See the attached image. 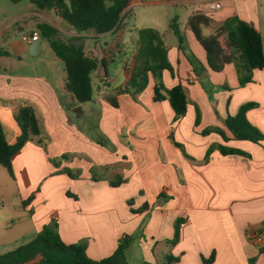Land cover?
<instances>
[{"label": "crops", "instance_id": "1", "mask_svg": "<svg viewBox=\"0 0 264 264\" xmlns=\"http://www.w3.org/2000/svg\"><path fill=\"white\" fill-rule=\"evenodd\" d=\"M199 1L186 4L195 9ZM263 3L225 0L223 10L211 18L224 23L237 16L259 31L264 43ZM194 9L184 30L180 28L186 53L178 38L169 42L162 34L175 72L164 73V85L168 90L182 86L188 100L187 114L178 121L169 101H155L151 78L141 94H121V87L115 96L99 99V129L105 140H92L73 122L70 113L80 109L84 115L85 104L71 91L59 93L42 79L0 74V124L12 131L9 143L15 144L21 133L15 114L22 106L34 108L43 137V144L39 139L29 142L14 159V178L0 167V256L30 244L45 225L56 221L64 243H85L94 261L114 255L119 242L129 237V264H134L130 254L140 259L137 264H166L170 257L177 259L172 264H205L212 257L211 264H264V252L247 238L249 230L264 229V143L237 141L225 125L243 106L257 104L247 118L264 134V69L255 71L254 82L245 88L234 65L211 71L205 49L187 30ZM33 14L43 19L38 26L59 29L64 22L56 11ZM123 24L122 55L127 60L136 51L138 36L127 46L125 20ZM68 28L75 39L85 40L87 52L96 44L100 60L102 48L115 39ZM30 45L23 43V49ZM187 55L198 59L196 68ZM94 73L102 76L96 75L100 86L106 81L103 87L111 88L108 71ZM198 112L201 122L196 127ZM208 130L221 131L228 141L218 132L205 136ZM214 146L246 155L216 150L206 161ZM12 200L16 204L9 206ZM179 220L180 240L173 246Z\"/></svg>", "mask_w": 264, "mask_h": 264}, {"label": "trees", "instance_id": "2", "mask_svg": "<svg viewBox=\"0 0 264 264\" xmlns=\"http://www.w3.org/2000/svg\"><path fill=\"white\" fill-rule=\"evenodd\" d=\"M19 2L18 0H12ZM133 0H32L40 11H56L69 27L81 35L105 36L112 34L115 39L111 44L102 48V59L89 56L86 46L75 47L70 41L64 42L59 37L60 31L49 25L41 24L38 32L42 38L47 39L56 57L66 66L68 84L71 93L79 104L93 102L94 89L92 75L99 69H107L123 52L124 20ZM171 30L178 38L181 50L186 53L183 33L176 18ZM187 30L192 32L207 53V63L211 71L222 72L227 65H234L239 78V85L245 88L254 82V73L264 69V43L262 35L251 24L235 16L224 23L215 22L211 16L194 14L190 18ZM136 51L130 62L126 60L124 71L127 83L119 93L138 95L146 90L152 78L155 81V101H169L176 115V121L187 114L188 100L182 86L168 90L163 82L165 72L175 75L174 68L169 60V50L164 42L163 35L153 29L139 30ZM80 40V39H74ZM87 40V39H86ZM5 53H0L4 55ZM191 64L196 68L198 59L187 55ZM109 102L118 108L117 102ZM257 104H248L241 108L235 117L229 116L225 121L227 129L237 141H247L263 145L264 134L253 126L248 118L249 111L257 108ZM20 128V135L15 144H10L6 130L0 124V167L6 168L14 178L13 161L24 147L36 139L43 144L40 124L33 107L22 106L15 115ZM201 116L198 112L196 127L200 125ZM218 132L228 141V138L218 130H208L204 135ZM179 148L181 145L176 144ZM218 150L223 155H246L240 151L231 150L223 146L211 147L206 161L211 154ZM71 175V173H69ZM72 176V175H71ZM120 183H113L118 186ZM147 206L143 209L145 210ZM135 213V212H134ZM182 221L176 223L174 240L170 243L176 245L180 240ZM131 238H123L117 251L111 257L102 261L91 260L87 255L85 243L67 245L58 232V223L52 221L44 227L42 232L30 244L0 256V264H27L41 259L39 264H128L126 251L129 249ZM264 252V250H263ZM169 263L177 259L169 258ZM214 260L204 261L211 264Z\"/></svg>", "mask_w": 264, "mask_h": 264}, {"label": "rangeland", "instance_id": "3", "mask_svg": "<svg viewBox=\"0 0 264 264\" xmlns=\"http://www.w3.org/2000/svg\"><path fill=\"white\" fill-rule=\"evenodd\" d=\"M18 1L19 2L0 0V53H5L4 55H0V74L5 73L11 78L42 79L52 86L55 91L60 93L65 90V93H68L69 84L67 82L66 66L56 57L47 39L41 37L38 54L33 55L30 51V46L25 50L23 49V43H28L26 39L30 40L34 32L38 31V24H40L43 19H37L33 14L39 12V10L36 5L33 4L32 0ZM65 1L69 2V0ZM189 1L190 0H134L132 3L134 8H132L128 18L125 19L128 28L125 37L127 46H131L132 42L137 37L136 33L144 29L158 30L169 42L177 41V37L171 30V25L174 20L178 18L179 27L184 30L185 24L194 9V5L186 4ZM237 1L243 3L244 0ZM53 18L55 17L53 16ZM68 27L69 26L63 22V25H60L58 29L60 31L58 38L64 42L75 39V37L69 34ZM87 54L92 57L97 55L96 44H93L91 51L88 49ZM132 57L131 55L127 60L130 62ZM125 62L126 57L119 54L114 62L109 65L107 71L111 81V88L103 87L107 85H105L106 81H104V85L102 84V86H100L96 79L97 74L94 73V101L85 104L84 115L78 112L70 113L74 124L79 126L92 140H105V137L99 129V122L101 114L103 113L99 99H102L105 95L113 97L116 95V91L126 86L127 79L124 71ZM97 76L99 79H102L100 74ZM70 105L73 104L70 103ZM4 128L8 138H11V129L5 126ZM15 204V201L12 200L9 206ZM134 239L137 238L135 237ZM129 258L134 264L140 261L134 254H130ZM168 263L169 262H166V264Z\"/></svg>", "mask_w": 264, "mask_h": 264}, {"label": "built area", "instance_id": "4", "mask_svg": "<svg viewBox=\"0 0 264 264\" xmlns=\"http://www.w3.org/2000/svg\"><path fill=\"white\" fill-rule=\"evenodd\" d=\"M225 0H201L196 3L194 13L205 16H213L223 10V3ZM29 44H32L36 40H40L39 33H34L30 40L26 39ZM247 238L249 243L258 248L264 250V229L263 230H249L247 232Z\"/></svg>", "mask_w": 264, "mask_h": 264}, {"label": "water", "instance_id": "5", "mask_svg": "<svg viewBox=\"0 0 264 264\" xmlns=\"http://www.w3.org/2000/svg\"><path fill=\"white\" fill-rule=\"evenodd\" d=\"M70 44L75 46V47H82L85 45V40L80 39V40H72L70 41ZM39 45H40V40H36L30 45V51L32 52L33 55L38 54L39 52ZM69 91H72L71 85H68ZM78 113H81V110L79 109L77 111Z\"/></svg>", "mask_w": 264, "mask_h": 264}]
</instances>
